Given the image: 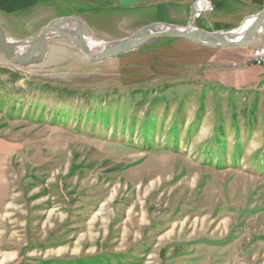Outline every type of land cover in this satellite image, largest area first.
Here are the masks:
<instances>
[{"label":"rangeland","instance_id":"rangeland-1","mask_svg":"<svg viewBox=\"0 0 264 264\" xmlns=\"http://www.w3.org/2000/svg\"><path fill=\"white\" fill-rule=\"evenodd\" d=\"M52 47L27 68L0 54L12 74L0 75V264H264V66L243 62L251 48L178 68L143 47L102 63Z\"/></svg>","mask_w":264,"mask_h":264},{"label":"crops","instance_id":"crops-1","mask_svg":"<svg viewBox=\"0 0 264 264\" xmlns=\"http://www.w3.org/2000/svg\"><path fill=\"white\" fill-rule=\"evenodd\" d=\"M194 2L195 0H0V24L11 37L10 30L33 29L46 21L40 27L41 30L54 19L78 16L96 37L117 40L152 24L180 28L192 25L210 32H232L264 9V0H215L213 11L200 16L192 24L191 9ZM38 33L27 36L33 37ZM14 38L26 39L18 36ZM249 48H206L184 40L156 39L141 50L150 56L151 61H162L161 65L157 64L158 67L174 63L178 68H192L208 62H236L239 55L244 53L242 50ZM52 49L51 45L48 46L47 54ZM248 56L244 53L243 62H246ZM223 74L221 79L226 84L228 81L234 83L241 77L239 73ZM261 75H264V71ZM204 76L209 79L213 75Z\"/></svg>","mask_w":264,"mask_h":264},{"label":"water","instance_id":"water-1","mask_svg":"<svg viewBox=\"0 0 264 264\" xmlns=\"http://www.w3.org/2000/svg\"><path fill=\"white\" fill-rule=\"evenodd\" d=\"M253 24L240 39L232 32H210L197 27H173L152 24L137 30L132 35L114 41H105L104 48L95 53L86 39L78 16L61 17L52 20L33 37L11 41L0 24V54L14 65L22 68L37 66L44 62L48 48V37L70 42L92 63H102L146 46L156 39L184 40L206 48L230 49L249 47L255 37L264 28V9L252 17ZM73 25V28L69 27ZM244 26L237 30L242 29Z\"/></svg>","mask_w":264,"mask_h":264},{"label":"built area","instance_id":"built-area-1","mask_svg":"<svg viewBox=\"0 0 264 264\" xmlns=\"http://www.w3.org/2000/svg\"><path fill=\"white\" fill-rule=\"evenodd\" d=\"M215 0H195L191 9L192 24L202 15L208 14L214 9ZM192 26V25H191ZM193 27V26H192ZM260 40L257 44H250L251 55L247 57L246 62L255 66H264V28L259 32Z\"/></svg>","mask_w":264,"mask_h":264},{"label":"bare ground","instance_id":"bare-ground-1","mask_svg":"<svg viewBox=\"0 0 264 264\" xmlns=\"http://www.w3.org/2000/svg\"><path fill=\"white\" fill-rule=\"evenodd\" d=\"M253 21H254V19H249V20H247L245 23H244V27L242 28V29H240V30H235V31H233L232 33H233V35L235 36V39H240L242 36H243V34L245 33V31L253 24ZM69 27H71V28H73V25H70ZM83 32H84V35H85V37H86V39L88 40V42L90 43V46H91V49H92V51L93 52H95V53H98V52H100L103 48H104V42H105V40H103V39H101V38H98V37H96L94 34H93V32L86 26V25H84L83 26ZM8 37H9V39L11 40V41H15L16 39L15 38H12V37H10L9 35H8ZM60 40H62V39H58L56 36H53V35H51V36H49L48 37V43H47V45L48 46H50L51 45V47L54 45V44H56L57 45V43L60 41ZM260 40V36H259V34L255 37V39L252 41V43L251 44H253V45H255V44H257L258 43V41ZM68 42V41H67ZM70 43V42H69ZM71 44V43H70ZM72 45V44H71ZM83 57H85V56H83ZM86 58V57H85ZM44 62H45V60H44ZM42 64V63H41ZM25 68V67H24ZM27 68V67H26Z\"/></svg>","mask_w":264,"mask_h":264},{"label":"trees","instance_id":"trees-1","mask_svg":"<svg viewBox=\"0 0 264 264\" xmlns=\"http://www.w3.org/2000/svg\"><path fill=\"white\" fill-rule=\"evenodd\" d=\"M0 75H2V76H4V75H7V76H10V75H12L11 73H9V71H7V70H5V69H0ZM5 85V83H3L1 80H0V87H3ZM13 86V85H12ZM21 92H23V91H21ZM63 96L65 97V96H68V97H72V96H74L72 93H69V94H67L65 91L63 92ZM61 97V99L62 98H64V97ZM7 99V100H6ZM18 99L19 98H17V96L16 95H7V97L5 98V101H8V100H12L13 102H17L18 101ZM13 111H15L16 110V108L15 107H13V108H11ZM55 111H56V113L58 112V113H62V112H67V109L66 108H62V109H58V108H55L54 109ZM152 112V111H151ZM129 121H131V122H134L135 121V119L134 118H129ZM143 132L145 133V136H147V134H149L150 132L148 131V130H143ZM155 132H157V131H155ZM159 132V131H158Z\"/></svg>","mask_w":264,"mask_h":264}]
</instances>
